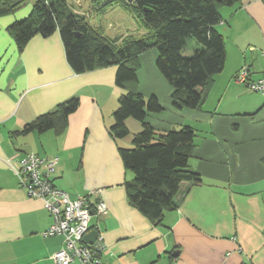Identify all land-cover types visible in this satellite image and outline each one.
I'll return each mask as SVG.
<instances>
[{"label":"crops","instance_id":"crops-1","mask_svg":"<svg viewBox=\"0 0 264 264\" xmlns=\"http://www.w3.org/2000/svg\"><path fill=\"white\" fill-rule=\"evenodd\" d=\"M67 1L108 38L148 32L121 6L102 12L93 0ZM33 8L28 1L16 13L0 16V264H55L53 255L65 245L62 235L44 236L51 213L7 165L18 166L30 153L59 157L50 177L72 199L105 201L107 212L90 222L91 231L103 236L105 264H264V95L235 80L244 66L253 81L264 73V0L221 9L217 30L226 41L225 68L199 110L173 107V88L156 67L155 49L139 57V90L155 95L163 107L147 120L156 131L187 125L196 133L189 165L202 181L185 184L188 192L161 225L127 199L125 183L134 176L125 169L120 148L132 147L142 125L128 119L125 139L115 140L109 132L126 93L116 84L117 66L75 73L59 31L34 36L20 51L8 29ZM95 14L102 17L93 19ZM73 97L80 105L64 132L19 134Z\"/></svg>","mask_w":264,"mask_h":264},{"label":"trees","instance_id":"trees-1","mask_svg":"<svg viewBox=\"0 0 264 264\" xmlns=\"http://www.w3.org/2000/svg\"><path fill=\"white\" fill-rule=\"evenodd\" d=\"M28 1L0 0V16L16 13ZM34 1L31 15L8 29L20 51L34 36L49 37L59 31L67 61L75 73L117 66L116 84L126 93L119 99L109 132L115 140L125 139L130 134L128 119L142 125V130L133 136L132 147L120 148L125 169L134 176L125 183L127 199L152 223L161 225L166 212L176 210L188 192L185 184L202 181L189 165L196 133L187 125L156 131L147 120L149 114L160 113L163 107L155 95L147 99L139 90V57L151 49L157 51L156 67L173 88L174 108L201 109L215 76L225 68L226 41L217 30L222 21L221 9L241 0H93L95 8L102 12L123 7L148 29L141 37L115 39L103 35L85 15L74 12L67 0ZM193 40L200 47L192 55H185ZM79 105V98H70L28 123L19 134L50 130L60 134Z\"/></svg>","mask_w":264,"mask_h":264},{"label":"built area","instance_id":"built-area-1","mask_svg":"<svg viewBox=\"0 0 264 264\" xmlns=\"http://www.w3.org/2000/svg\"><path fill=\"white\" fill-rule=\"evenodd\" d=\"M235 80L244 84L251 91L264 95V73L258 80H251L249 69L243 67ZM58 156L41 157L30 153L18 166L7 161L17 174L20 185L30 197L43 201L45 208L51 213L53 223L44 232L45 237L62 235L64 247L53 255L55 264H105L101 253L105 249L103 236L100 235L94 244L85 240L91 231L93 215H104L108 206L103 200L91 202L89 197L81 196L72 199L67 192L54 186L50 174L58 165Z\"/></svg>","mask_w":264,"mask_h":264},{"label":"rangeland","instance_id":"rangeland-1","mask_svg":"<svg viewBox=\"0 0 264 264\" xmlns=\"http://www.w3.org/2000/svg\"><path fill=\"white\" fill-rule=\"evenodd\" d=\"M29 2L30 3H34L35 1L34 0H29ZM69 2L71 3V4H73V5H76L77 4V0H69ZM97 16V14H95V15H92V18L93 19H95V17ZM102 17V15H99V16H97V18H101ZM96 18V19H97ZM130 35H132V34H130ZM136 36V35H135ZM136 37H141V36H136ZM197 42L195 41V40H193V41H191L190 43H189V45H188V47H187V50L185 51V55H192L193 54V52H194V50H195V48L198 46V47H200L199 46V44H196ZM147 99L150 97V96H145ZM133 119V118H132ZM135 120V119H134ZM137 121V120H136ZM181 127H177V129H180Z\"/></svg>","mask_w":264,"mask_h":264},{"label":"water","instance_id":"water-1","mask_svg":"<svg viewBox=\"0 0 264 264\" xmlns=\"http://www.w3.org/2000/svg\"><path fill=\"white\" fill-rule=\"evenodd\" d=\"M98 237H99V232L96 231V230H94V231H90V232L85 236V240H86L88 243H90V244H94Z\"/></svg>","mask_w":264,"mask_h":264}]
</instances>
